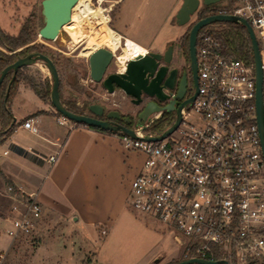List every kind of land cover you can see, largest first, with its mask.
Listing matches in <instances>:
<instances>
[{
    "label": "built area",
    "instance_id": "1",
    "mask_svg": "<svg viewBox=\"0 0 264 264\" xmlns=\"http://www.w3.org/2000/svg\"><path fill=\"white\" fill-rule=\"evenodd\" d=\"M218 13L229 14L227 10ZM232 14L252 25L264 66V0H237ZM148 52L146 49L144 54ZM196 55L198 93L182 108L178 127L161 140L146 139L160 135L176 119L175 115L162 132H152L151 127L166 113L160 110L132 128L137 138L119 134L127 150L145 156L131 181L128 203L175 230V240L184 246L183 260L261 264L264 156L257 123L254 63L223 54L220 42L210 34L198 36ZM188 106L196 115L194 124L185 121ZM22 126L33 129L34 119L28 118ZM8 153L4 150L0 157ZM55 160V156L48 159L50 163ZM6 195L12 199L13 215L7 234L14 240L31 235L42 217L37 194L9 185ZM6 258L7 253L0 250V264Z\"/></svg>",
    "mask_w": 264,
    "mask_h": 264
},
{
    "label": "rangeland",
    "instance_id": "2",
    "mask_svg": "<svg viewBox=\"0 0 264 264\" xmlns=\"http://www.w3.org/2000/svg\"><path fill=\"white\" fill-rule=\"evenodd\" d=\"M85 1L90 2L94 7L105 9L104 13L109 17V25L113 29L131 34L124 31L122 27L123 23L130 24L133 28V33L130 35L132 38L150 46L152 50L160 51L167 44H174L177 51L182 37L188 31L189 25L196 20L197 14L192 16L188 24L179 25L176 20L177 12L174 13L175 9L169 11L171 0H124L121 5L119 2L122 0ZM120 10L125 12L118 21L115 18ZM75 16L79 18V13L76 12ZM28 18L34 19L35 22L34 27L37 32L35 43L43 44L45 47L43 50L55 59L65 101L75 102L79 107L78 111L86 115H89L88 107L95 103L102 105L106 110L122 112L128 110L130 102L122 92L118 90V92L109 93L101 83L91 80L89 56L79 55L86 46L89 35L83 36L76 42H66L65 45H60L58 41L44 40L38 34L43 26L41 0H0V27L4 31L10 30L9 26L12 25V32L19 33L21 26ZM75 21L77 22V19ZM96 30L95 26L89 28L90 32ZM100 47L107 48L105 45ZM124 47L125 40L122 41L119 49L113 50L116 56L108 67L107 73L124 69V66L117 63V56L125 51L129 54L128 50L123 49ZM23 71L31 75L40 88L46 80L50 81L52 86L51 75L42 61L26 66ZM22 96L23 94L18 99L22 112L33 108L35 96H32L34 98ZM187 110L189 113L185 121L196 123V115L190 106ZM59 115L67 123H73ZM21 117L20 115L19 118ZM174 117L170 118L166 127L174 121ZM67 123L63 125L66 126ZM26 137L23 132L17 135V139L21 141H27ZM136 160L139 162L141 157H137ZM129 192L130 187L127 198ZM127 200L124 209L113 220L108 230L102 227L97 230V235L94 231H89L91 238L96 241L89 240L90 235L82 234L80 225L74 227L70 223L44 217L39 220L31 235L14 240L6 232L11 222H3L10 218V203L0 192V223L3 222L0 225V250L7 253L4 264H151L153 262L156 264L173 262L174 264L182 261L184 246L175 240V230L154 215L132 209Z\"/></svg>",
    "mask_w": 264,
    "mask_h": 264
},
{
    "label": "crops",
    "instance_id": "3",
    "mask_svg": "<svg viewBox=\"0 0 264 264\" xmlns=\"http://www.w3.org/2000/svg\"><path fill=\"white\" fill-rule=\"evenodd\" d=\"M123 2H119V5ZM170 2L169 11L175 9L176 13L183 0ZM124 12L120 10L115 19L119 21ZM9 27L10 30L5 31L15 35L12 25ZM122 27L124 31L133 33L130 24L123 23ZM114 30L121 35L122 41L123 38L131 39L148 50L161 52L138 42L131 34ZM118 58L117 63L122 66L128 60V54L123 53L121 64ZM22 94L27 98L35 96L34 107L23 112L18 104ZM11 111L16 128L0 145V152L9 151L8 155L0 157V192L8 199L10 206L12 199L6 195V189L9 185L18 186L28 193L37 194L42 205V217L46 219L70 223L74 227L80 225L82 234L90 235L89 231H94L97 235V230L102 227L108 230L124 209L131 181L140 171L145 156L127 150L117 134L67 123L51 102L39 97L23 82L12 99ZM28 118L34 119L33 129L22 126ZM66 123V126L63 125ZM21 132L27 136V141L17 139ZM51 156L56 157L53 163L48 161ZM137 157H141L139 162ZM10 206V218L3 222H10L13 216ZM88 239L96 241L91 235Z\"/></svg>",
    "mask_w": 264,
    "mask_h": 264
},
{
    "label": "water",
    "instance_id": "4",
    "mask_svg": "<svg viewBox=\"0 0 264 264\" xmlns=\"http://www.w3.org/2000/svg\"><path fill=\"white\" fill-rule=\"evenodd\" d=\"M78 1L79 0H42L41 15L43 18V26L39 29V36L44 40L56 41L62 28L71 21L72 9ZM220 2H222V0H183L181 7L176 14L177 23L179 25H186L191 21L192 16L198 13L200 8L215 5ZM218 22L242 24L246 27L249 34L256 77L257 123L264 156V66L259 42L254 29L248 20L239 15L217 13L202 18L194 23L189 31V56L192 68L194 70L198 69L196 44L200 30L208 25ZM172 52V45H169L165 53L150 51L147 54L138 55L127 61L124 70L107 73L108 67L111 65L116 55L110 49L100 47L89 55V75L91 80L96 83H101L109 93H114L119 90L126 96L131 97L136 104L142 102V94L164 102L169 99V95L164 91L172 90L175 87V78H173L172 73L169 72L166 65L171 60ZM38 61H42L45 64L51 75V103L59 114L79 124L95 126L104 131L122 132L133 138L138 137L132 128L123 125H116L107 120L95 117L104 114L105 109L100 104L95 103L89 106V110L94 116L75 113L68 109L61 100V81L57 66L53 59L47 54L33 52L26 56H19L14 63L8 65L2 70L0 74V85L10 71H13L14 74H16L19 69L35 64ZM182 89V84H180L178 86L177 94L174 95L173 99L169 100L164 107L159 106L155 101L150 102L145 106L144 110L139 115L137 121L138 125H142L152 113L160 110H164L168 113L174 111L176 115L174 123L168 129L158 136H146V139L153 141L161 140L178 127L182 121V108L187 104L192 103L194 100V96L184 100ZM180 100L184 101L180 102ZM108 117L120 119V113L116 110H112L108 113ZM125 120L129 121L128 118ZM176 264H228V262L226 260L212 261L202 258H191Z\"/></svg>",
    "mask_w": 264,
    "mask_h": 264
},
{
    "label": "trees",
    "instance_id": "5",
    "mask_svg": "<svg viewBox=\"0 0 264 264\" xmlns=\"http://www.w3.org/2000/svg\"><path fill=\"white\" fill-rule=\"evenodd\" d=\"M222 1L223 2H220L215 5L204 6L200 8L197 13V18L193 22V24L202 18H205L209 15L217 14L219 11L222 10H227L229 14H232L233 8L237 0ZM34 25V19L28 18L21 26V29L17 35L9 34L0 27V74L5 67L14 63L19 56H26L32 52H41L47 54L43 50L45 48L43 44L35 43L37 32L35 30ZM203 34H210L212 35V37L218 39L221 44L223 54L234 57L236 59L244 60L248 63H253V51L251 40L246 27L242 24L231 22L214 23L213 26H207L200 30L198 35L199 38ZM182 46L189 53V31L186 33L182 40ZM50 57L55 63L54 57L52 55ZM24 68L25 67L19 69L16 74H14L13 71H10L5 77L3 83L0 85V145H2L8 139V137L14 132L16 128L14 116L11 111V102L21 82L26 83L30 88L35 91V93L39 97L45 100H49L51 102L50 81H44L42 83L43 86L40 88V85L38 86V84L35 82L34 78L31 75L24 73ZM60 94L63 104L68 109L75 113L83 114V112L78 111L79 107L76 105L75 102L65 101L63 99L61 92V84ZM169 120V113L166 112L163 117L151 127V131L156 133L162 132L166 128V125L168 124ZM73 123L75 125L87 126L85 124H79L77 122ZM88 127L110 134H121V132L104 131L95 126ZM261 264H264V262Z\"/></svg>",
    "mask_w": 264,
    "mask_h": 264
},
{
    "label": "bare ground",
    "instance_id": "6",
    "mask_svg": "<svg viewBox=\"0 0 264 264\" xmlns=\"http://www.w3.org/2000/svg\"><path fill=\"white\" fill-rule=\"evenodd\" d=\"M76 12L79 13V18H76ZM104 12L102 7H94L90 2L79 0L72 9L73 16L71 21L62 28L56 41H58L60 45H65L66 42H76L83 36L89 35L90 38L86 46L79 54L81 56H89L101 45H105L111 51L119 49L122 44L121 35L109 25V17ZM76 19L77 22L75 21ZM94 26L97 27V30L95 32H90L89 28ZM124 40V49L129 51L127 61L146 53V48L142 47L137 42L127 38ZM122 61L123 54L118 58L120 64L123 63ZM122 66H124L125 69L126 63Z\"/></svg>",
    "mask_w": 264,
    "mask_h": 264
},
{
    "label": "flooded vegetation",
    "instance_id": "7",
    "mask_svg": "<svg viewBox=\"0 0 264 264\" xmlns=\"http://www.w3.org/2000/svg\"><path fill=\"white\" fill-rule=\"evenodd\" d=\"M196 18H197V14H196ZM193 22L189 25L188 31H190V29L194 25ZM183 38L184 37H182V40ZM182 40L180 41V47L178 48L177 51L175 50L174 44H167L165 49L161 51V53H165L169 45L173 46L171 60L166 65L168 67L169 72L172 73L173 78H175V87L172 90L164 91L167 95H169V99L167 101L161 102V101H158L154 97H150V96L142 94L141 96L142 102L140 104H136L131 97L126 96L124 93H122L129 99L130 106L126 112L116 110L120 113V119L109 118L108 113L112 110H106L105 108H104L105 109L104 114L102 116H95V117L102 119V120H107L116 125H123L129 128H133L137 124L139 115L141 114V112L144 110L145 106L148 103L155 101L158 103L159 106L164 107L168 103V101L173 99L174 95L177 94L178 86L180 84H182V88H183L182 95H184V100H187L192 96H194V99H195L198 93V89H199L198 69L194 70L192 68L189 53L182 46ZM150 51L151 50H149V52ZM184 100H180V102ZM88 110H89V107H88ZM89 115L94 116L90 112V110H89ZM172 116H175L174 111L169 113V117H172ZM126 118H128L129 121H126L125 120Z\"/></svg>",
    "mask_w": 264,
    "mask_h": 264
}]
</instances>
